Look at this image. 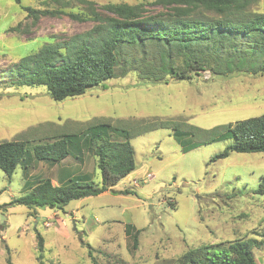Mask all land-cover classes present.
<instances>
[{
  "label": "rangeland",
  "instance_id": "obj_1",
  "mask_svg": "<svg viewBox=\"0 0 264 264\" xmlns=\"http://www.w3.org/2000/svg\"><path fill=\"white\" fill-rule=\"evenodd\" d=\"M21 6L44 9L54 4L0 0V142L24 139L26 152L32 154L36 143L51 140L46 136L100 119L128 126L133 119L157 117L186 129L188 124L210 129L264 115V75L259 74L200 71L190 79L157 83L130 71L63 100L52 99L45 85L18 84L10 79V68L21 57L37 51L51 35L64 38L92 25L64 15L42 16L32 25ZM250 9L264 13V0ZM17 23L20 32L7 30ZM26 25L28 31L21 32ZM172 132L161 127L130 139L135 169L114 186L132 191L128 194L107 190L55 209L32 210L11 202L41 177L60 184L87 173L100 184L95 158L87 151L81 161L70 155L54 163L34 160L28 177L21 165L10 177L0 169V205L8 204L6 210L0 208V264H7V258L11 264H37V232L44 238L43 264H93L88 250L97 264H181L180 257L190 248L242 237L260 239L256 234L264 229V195L255 189L264 176V152L229 151L227 157L212 160L233 140L184 151ZM190 138L199 141L200 135ZM127 224L140 230L136 247L134 230L125 232ZM253 251L257 263L264 264V247Z\"/></svg>",
  "mask_w": 264,
  "mask_h": 264
},
{
  "label": "trees",
  "instance_id": "obj_2",
  "mask_svg": "<svg viewBox=\"0 0 264 264\" xmlns=\"http://www.w3.org/2000/svg\"><path fill=\"white\" fill-rule=\"evenodd\" d=\"M257 0H140L134 4L93 0H50L53 8L21 6L36 25L42 16H67L76 22H92L83 31L64 38L51 35L37 51L21 57L10 68L11 80L23 85H45L54 100L82 95L110 78L135 71L142 79L168 83L169 78L190 79L200 71L211 75L247 73L264 75V13L252 11ZM20 3V0H16ZM20 23L8 28L20 32ZM28 31L27 25L21 32ZM115 125L109 119L63 128L50 141L38 142L26 152L24 139L0 142V169L10 177L18 165L28 177L34 160L59 162L68 155L82 160L87 151L95 158L100 184L89 174L71 176L60 184L41 177L30 191L11 202L28 209L62 208L71 200L132 191L114 186L135 169L133 137L167 127L184 151L206 142L232 139L212 160L227 157L229 151L264 152V115L250 117L210 129L157 117ZM200 135L199 141L190 136ZM41 138V137H40ZM40 141H42L40 139ZM255 192L264 195V176ZM8 204L0 205L6 210ZM126 225L136 247L140 230ZM257 237L235 238L214 246L188 249L181 264H257L254 248L264 247V229ZM37 264H43L44 238L35 234ZM221 245V246H220ZM88 248H92L86 243ZM7 253L9 249L6 248ZM93 264H97L88 250ZM7 264L11 260L7 258Z\"/></svg>",
  "mask_w": 264,
  "mask_h": 264
},
{
  "label": "built area",
  "instance_id": "obj_3",
  "mask_svg": "<svg viewBox=\"0 0 264 264\" xmlns=\"http://www.w3.org/2000/svg\"><path fill=\"white\" fill-rule=\"evenodd\" d=\"M153 177V174H147V178Z\"/></svg>",
  "mask_w": 264,
  "mask_h": 264
},
{
  "label": "crops",
  "instance_id": "obj_4",
  "mask_svg": "<svg viewBox=\"0 0 264 264\" xmlns=\"http://www.w3.org/2000/svg\"><path fill=\"white\" fill-rule=\"evenodd\" d=\"M3 239V237H1ZM258 264V263H257Z\"/></svg>",
  "mask_w": 264,
  "mask_h": 264
}]
</instances>
